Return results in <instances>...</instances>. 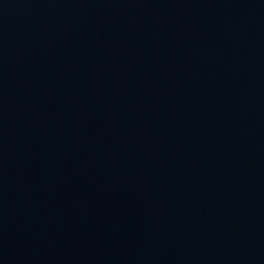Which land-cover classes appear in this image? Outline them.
I'll list each match as a JSON object with an SVG mask.
<instances>
[{
    "label": "water",
    "instance_id": "obj_1",
    "mask_svg": "<svg viewBox=\"0 0 264 264\" xmlns=\"http://www.w3.org/2000/svg\"><path fill=\"white\" fill-rule=\"evenodd\" d=\"M245 0H0V62L160 28Z\"/></svg>",
    "mask_w": 264,
    "mask_h": 264
}]
</instances>
